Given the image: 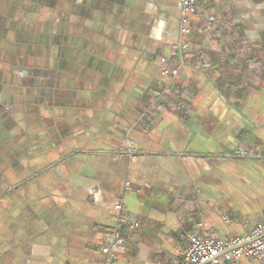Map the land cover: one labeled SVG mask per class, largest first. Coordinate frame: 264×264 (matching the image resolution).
<instances>
[{
  "label": "crops",
  "instance_id": "1",
  "mask_svg": "<svg viewBox=\"0 0 264 264\" xmlns=\"http://www.w3.org/2000/svg\"><path fill=\"white\" fill-rule=\"evenodd\" d=\"M30 7L52 35H30ZM178 13L0 0V264H104L116 203L112 264H181L187 234L264 221V0H196L183 36Z\"/></svg>",
  "mask_w": 264,
  "mask_h": 264
},
{
  "label": "built area",
  "instance_id": "2",
  "mask_svg": "<svg viewBox=\"0 0 264 264\" xmlns=\"http://www.w3.org/2000/svg\"><path fill=\"white\" fill-rule=\"evenodd\" d=\"M196 9V0H179L178 29L180 36L189 31L190 15ZM181 42H178L179 57L174 59L172 67L167 66L165 58H161V73L173 77L179 65L183 63L181 56ZM236 156L246 155L242 148L233 151ZM116 213L113 225L108 228L109 242L102 248L104 264H112L117 257L120 247L124 244V237L120 232L125 222L121 214L122 203L113 206ZM199 225V224H198ZM133 225H131L132 227ZM181 264H239L243 258L256 261L264 260V221L257 223L249 235L226 236L214 238L198 233L186 235L185 245L181 251Z\"/></svg>",
  "mask_w": 264,
  "mask_h": 264
},
{
  "label": "rangeland",
  "instance_id": "3",
  "mask_svg": "<svg viewBox=\"0 0 264 264\" xmlns=\"http://www.w3.org/2000/svg\"><path fill=\"white\" fill-rule=\"evenodd\" d=\"M39 9L30 7V10L28 11L29 17H27L28 20H23V21H29L30 22V30L29 33L31 36L34 37L35 40H38L39 36L41 34H53V22L54 20V15L55 12L53 9L46 10V14H40ZM45 30H51L44 32ZM37 41L31 42V47L33 46H38ZM244 259V258H243ZM251 264H262L258 261L255 260V262H252Z\"/></svg>",
  "mask_w": 264,
  "mask_h": 264
}]
</instances>
